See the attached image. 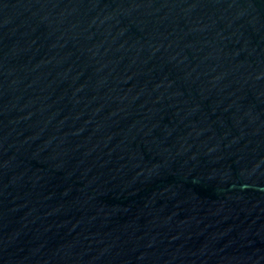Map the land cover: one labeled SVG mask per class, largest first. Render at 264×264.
<instances>
[{
	"label": "water",
	"instance_id": "obj_1",
	"mask_svg": "<svg viewBox=\"0 0 264 264\" xmlns=\"http://www.w3.org/2000/svg\"><path fill=\"white\" fill-rule=\"evenodd\" d=\"M0 264H264V0H0Z\"/></svg>",
	"mask_w": 264,
	"mask_h": 264
}]
</instances>
